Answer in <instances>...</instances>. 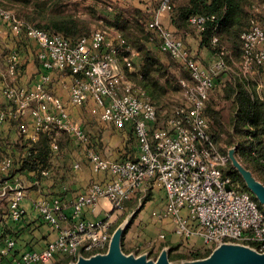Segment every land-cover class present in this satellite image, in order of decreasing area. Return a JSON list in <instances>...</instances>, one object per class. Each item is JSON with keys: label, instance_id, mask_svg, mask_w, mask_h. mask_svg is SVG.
<instances>
[{"label": "built area", "instance_id": "1", "mask_svg": "<svg viewBox=\"0 0 264 264\" xmlns=\"http://www.w3.org/2000/svg\"><path fill=\"white\" fill-rule=\"evenodd\" d=\"M171 8L172 0H160L156 14L147 22V30L156 34L161 51L190 73L191 81L180 80L182 101L167 119L160 121L157 107L149 101L146 91L127 76V72L136 70L139 53L127 46L119 33L95 29L73 42L0 7V26L5 27L13 42V47L6 45L4 53L0 52V125L15 121L17 129L25 134L29 131L25 116L30 111L36 138L47 134L52 151L57 152L60 133L77 137L86 148V159L93 170L103 174L74 201L72 227L61 226L66 216V204L61 198L47 197L36 202L41 221L59 229V235L41 251H28L10 264H56L70 257L76 260L80 247L84 253L105 252L111 228L119 217L113 220V213H122L125 202L140 192L142 200L152 191L160 192L164 206L156 214L172 219L175 232L184 241L182 245L190 252L196 250L197 240H202L201 249L232 241L264 251V210L226 173L230 160L212 138L205 116L210 93L228 66L219 58L213 68H206L194 57L185 41L162 23V16ZM190 21L201 31L206 18L193 16ZM241 38L242 69L248 73L254 62L264 64V28L254 25ZM28 58L37 59L40 71L33 83L18 85L17 77ZM57 74L63 78L61 86L69 95L67 101L56 93ZM7 76L14 83L7 82ZM89 103L94 104L100 119L114 129L131 128L136 143L131 156L107 157L91 145L82 126L71 117L73 108ZM12 163L10 157L3 159L0 173L10 170ZM75 167L79 168L80 163ZM43 174L48 175V171ZM1 197L9 198L11 218L22 219L24 184L4 182ZM100 198L109 202L113 213L90 222L84 209L94 208ZM15 247L16 239L9 238L0 254L12 257Z\"/></svg>", "mask_w": 264, "mask_h": 264}, {"label": "trees", "instance_id": "2", "mask_svg": "<svg viewBox=\"0 0 264 264\" xmlns=\"http://www.w3.org/2000/svg\"><path fill=\"white\" fill-rule=\"evenodd\" d=\"M109 5L114 6L103 0H0V7L13 10L25 22L73 42L89 35L95 27L119 33L126 45L139 53L135 63L136 70L127 72V76L146 91L149 101L157 107L158 119L161 121L163 117H169L173 113L168 104L169 90L176 82L180 86L181 79L191 81L190 73L178 61L176 64L170 54L161 51L156 34L146 30V12L137 8H131V12L124 9L112 21L102 19L100 13L108 9ZM168 14L178 36L185 42L192 37L197 42L199 52L205 51L213 62L222 58L228 66L225 72L229 76L225 78V72L220 74L205 109L212 138L218 143L223 133H228L227 149L239 140L237 155L243 164L248 169L250 163L264 170V90L260 92L258 89L261 78L264 81V64L254 62L250 72H243L244 44L241 38L254 25L264 28V0H172V8ZM193 16L206 18L203 30L200 31L190 21ZM214 38L218 42L215 43ZM149 43L155 44L158 50L155 47L151 49ZM160 53L169 55L173 61L163 62ZM252 75L257 78H252ZM214 93L216 94L213 95ZM224 102H231L226 122ZM211 128L214 130L211 131ZM132 137L135 141L133 132ZM49 141L47 135H42L39 142L30 147L29 156L13 160L10 170H51L49 160L54 151ZM228 167L226 173L238 184L240 190L249 192L230 161ZM151 198L149 196L142 207ZM133 202L134 199L125 202L126 209L113 224L111 233L130 212L135 211L132 221L136 217L141 208L136 209L138 203ZM10 234L11 230L2 221L0 242ZM177 249L178 246L170 249L171 260L203 258L212 250L198 249L187 254H173Z\"/></svg>", "mask_w": 264, "mask_h": 264}, {"label": "crops", "instance_id": "3", "mask_svg": "<svg viewBox=\"0 0 264 264\" xmlns=\"http://www.w3.org/2000/svg\"><path fill=\"white\" fill-rule=\"evenodd\" d=\"M103 1L114 4V8L109 5L108 9L100 13L102 19L107 18L112 21L117 13L127 8H137L147 13L150 11V6L157 0ZM161 20L164 26L176 31V28L171 23L170 14H164ZM100 21L102 22L103 20ZM1 34L2 32H0V35ZM3 40L7 41V38H3ZM187 40L189 43L192 42L197 44L192 37L187 38ZM4 44L5 43H0V52L2 54L4 53L3 49H5ZM9 45L13 47L12 44ZM150 45H153L151 43L148 44V46L153 49ZM34 60V58H28L24 62L23 71L19 80L20 83L18 82L19 84L26 85L31 82V80V83L36 80L37 72L40 71V68L38 63ZM162 61L166 62L165 58H162ZM54 82L56 93L67 101L69 95L61 86L63 83L62 76L57 74L56 78H54ZM1 83L0 81V86H2ZM0 102H3V100ZM71 117L82 126L85 133L91 139V145L102 155L116 159L127 155L131 156L134 153L136 143L133 141L131 128H127L125 131H119L114 129L113 126L104 123L97 114L96 107L93 103H89L81 108H73ZM25 118L29 125V131L25 134H22L17 129L15 121H8L0 125V163L3 159L8 157L12 158L14 161L26 158L29 156L30 147L38 143L42 135H47L43 133L36 138L32 113L27 111ZM48 138H50V136H48ZM57 139L59 141L60 150L54 152V155L51 156L49 160L51 170H46L48 171V175L43 174L44 170L26 169L18 172L17 168L0 173V194L3 190L4 182L7 181L9 183H22L26 188V198L21 204L24 215L22 219L18 221L11 218L9 202L6 204L3 203V201L6 202L9 198H0L1 206L5 208L3 212L4 214L6 213L1 216V218L3 217L2 221L12 232V234L7 235V239H9L8 237L10 236L16 239V247L13 256H2L0 254V264H10L12 260L17 257L19 258L28 251H41L49 241H53L58 237L59 229L44 224L41 221L40 214L35 207L36 202L44 200L47 197L61 198L66 204L64 208L66 216L61 222V226L72 227L74 224V221L71 219L74 201L79 195L87 192L91 184L103 177L101 172L93 170L89 161L86 159V148L81 140L68 133H60ZM76 163H80L79 168L75 167ZM152 198L153 201L158 202L157 206H149L150 202L147 201L143 207L138 204L136 209L141 208L139 210L140 219L144 218V220L149 222L152 221V224L144 230L147 240H152L151 237H153V235L158 236L159 232L167 235V238L162 240V244H160V242L156 244L155 252L158 250L159 253L163 246H168L171 249L172 247H179L181 244H184L183 239L180 240L178 235L174 233L175 225L172 219L160 217L156 214L158 211L164 209L163 204L159 205V201H157L158 199L160 200V192L155 191L154 194H152ZM99 200L101 201L100 204L102 207L100 210H97V204L94 208L84 209V216L90 222L100 221L113 213V209L111 211L106 210L108 207H112L107 200L103 198ZM134 213L135 211H132L127 215V217L130 216V223L132 222ZM121 214L114 212L112 219H116V215L120 216ZM160 218H162L161 221ZM6 240L4 239L0 242V251ZM198 242L199 241H197V243ZM79 251L86 256L93 254L84 253L83 247H80ZM179 253L180 251L178 249L173 252V254ZM72 260L75 259L73 257L61 259L56 264H64Z\"/></svg>", "mask_w": 264, "mask_h": 264}, {"label": "water", "instance_id": "4", "mask_svg": "<svg viewBox=\"0 0 264 264\" xmlns=\"http://www.w3.org/2000/svg\"><path fill=\"white\" fill-rule=\"evenodd\" d=\"M228 158L233 168L240 174L248 191L264 210V183L257 179L238 158L237 147L228 149ZM130 225L126 218L113 231L105 252H96L90 256L79 253L76 260L64 264H264V251L238 242L224 241L213 248L210 254L196 259H170V248L165 246L157 257H150L148 252L137 255L123 250V237Z\"/></svg>", "mask_w": 264, "mask_h": 264}, {"label": "rangeland", "instance_id": "5", "mask_svg": "<svg viewBox=\"0 0 264 264\" xmlns=\"http://www.w3.org/2000/svg\"><path fill=\"white\" fill-rule=\"evenodd\" d=\"M159 2L160 0H157L155 1L150 7V11L146 13L147 15V21H150L152 19V17L156 14V11H157V8L159 7ZM114 5V4H113ZM127 11L131 12L130 11V8H127L126 9ZM131 14V13H130ZM96 28H101V27H95L94 30ZM146 30H147V24H146ZM0 32H2V34L0 35V43H5L4 46L6 45H9V44H13L12 40L10 39L5 27L3 25L0 26ZM3 38H7V41H4ZM2 39V40H1ZM188 46V48L190 50H192L193 54H194V57L197 58L198 60H200V62L203 64L204 67L206 68H213L212 64H213V60L208 56V54L204 51V52H199L198 50V47H197V44L196 43H192L187 40L185 42ZM152 44V43H151ZM153 46V49H157L156 45L155 44H152ZM155 47V48H154ZM7 48V47H6ZM158 50V49H157ZM161 57L162 58H165V61L166 62H170V60H172V58L167 55V54H163V53H160ZM165 56V57H163ZM36 63H38L37 59L34 60ZM173 61V60H172ZM176 64L178 63L177 61H174ZM24 66V65H23ZM230 69V68H229ZM23 71V67L21 68V72ZM226 74H224V77H228L229 76V73L228 72H225ZM222 74V73H221ZM188 76V75H187ZM264 76V74H263ZM223 77V78H224ZM262 77V76H261ZM21 78V75H19L17 77V82H19ZM252 78L256 79L257 76L256 75H252ZM35 80V79H34ZM6 81L9 82V83H14V79H11V77H6ZM32 82V80H31ZM31 82L27 83L26 85L24 86H28ZM20 83V82H19ZM18 83V85H20ZM258 89L260 92H262L264 90V81L263 79L261 78L260 80V83H259V86H258ZM220 90H218L216 93L218 94ZM216 93H214L213 95H215ZM168 101H169V106L171 107V110L173 111L174 110V107L179 105L182 101V96H181V88L180 86H178L177 82L175 83V86L172 87L170 90H169V94H168ZM231 102H224L223 105H224V110H223V113H224V122H226V120L229 118V109H231ZM168 117H163L162 120H165L167 119ZM214 130V128H211V131ZM227 135L228 133H223V135L221 136V139H220V142H216L219 149L223 152V153H226L228 152V149H227ZM238 141L239 140H236V144L233 145L232 147H237L238 145ZM230 147V148H232ZM239 158V157H238ZM243 163V162H242ZM231 164V162H230ZM232 166V164H231ZM233 167V166H232ZM249 169L254 173V175L257 177L258 180L262 181L264 183V170L263 169H259L258 167H256L254 164H250L248 165ZM229 168V167H228ZM228 168L226 170H228ZM250 193V192H249ZM143 193H139L136 197H134V200L136 203H141V205L144 204L145 200L147 198H149V196L151 197L153 192L147 194L142 200H139L140 196L142 195ZM251 194V193H250ZM252 195V194H251ZM253 196V195H252ZM150 203H149V206H157L158 205V202L156 201H153V198H151L150 200H148ZM157 201H159V205L161 204L160 203V200L158 199ZM162 201V200H161ZM7 202H9L8 200L6 202L3 201L4 204H6ZM135 202H133V204H136ZM101 201L99 200L97 202V210L101 209ZM140 205V204H139ZM140 205V206H141ZM1 204H0V223L2 221V218L1 216L2 215H5L4 214V207H2ZM106 210L108 211H111L112 210V207H108ZM119 214V213H118ZM121 214V213H120ZM139 214H140V211H138V214L136 216V218L130 223L129 227L126 229L125 231V234H124V237H123V250L124 252L126 253H135L137 255H140V254H143L145 252H148L150 257H157L159 255L158 253V250L157 252H155V246L158 242H160V244L163 243L162 240L166 239L167 238V235H165V237H161V235L163 233L159 232L158 233V236H155L153 235V237H151L152 240H147L146 236H145V233H144V230L147 229V227L152 224V221L149 222L147 220H144V218L140 219L139 217ZM119 216V215H118ZM117 217V215H116ZM128 219H130V216L127 217ZM162 218H160V221H161ZM113 220H116L115 218ZM4 223V222H3ZM121 224V223H120ZM119 225V224H118ZM176 229V228H175ZM176 235H178L176 232H174ZM178 237L180 238V240H182V237H180L178 235ZM156 238V239H155ZM197 241H199L197 243ZM195 241L196 246H194L196 248V250H198V248H202L203 247V243H202V240H197ZM181 243V242H180ZM193 247V248H194ZM180 251L179 254H187L190 252V250H188L187 248L185 249V247L181 244L179 246V249Z\"/></svg>", "mask_w": 264, "mask_h": 264}]
</instances>
